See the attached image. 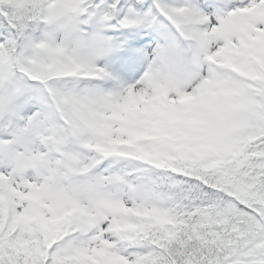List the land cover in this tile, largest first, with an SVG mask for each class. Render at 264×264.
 Returning <instances> with one entry per match:
<instances>
[{
	"label": "snow or ice",
	"instance_id": "obj_1",
	"mask_svg": "<svg viewBox=\"0 0 264 264\" xmlns=\"http://www.w3.org/2000/svg\"><path fill=\"white\" fill-rule=\"evenodd\" d=\"M0 264H264V0H0Z\"/></svg>",
	"mask_w": 264,
	"mask_h": 264
}]
</instances>
